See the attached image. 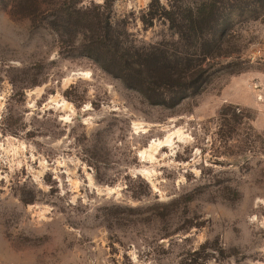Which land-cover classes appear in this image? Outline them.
Listing matches in <instances>:
<instances>
[{
	"label": "rangeland",
	"instance_id": "374dc122",
	"mask_svg": "<svg viewBox=\"0 0 264 264\" xmlns=\"http://www.w3.org/2000/svg\"><path fill=\"white\" fill-rule=\"evenodd\" d=\"M109 1L127 46L197 49L151 0ZM180 1L226 32L169 107L51 24L106 0H0V264H264V0Z\"/></svg>",
	"mask_w": 264,
	"mask_h": 264
},
{
	"label": "trees",
	"instance_id": "16d2710c",
	"mask_svg": "<svg viewBox=\"0 0 264 264\" xmlns=\"http://www.w3.org/2000/svg\"><path fill=\"white\" fill-rule=\"evenodd\" d=\"M109 5L106 0L100 7L61 9L51 24L58 29L80 30L85 36L86 53L151 103L174 107L207 88L215 68L209 62L220 57L216 50L226 32L224 28L217 31L213 25L219 13L215 2L199 7L191 1L185 5V1L174 0L167 6L161 0H151L148 16L144 15L145 22L158 16L167 20L175 34L194 42L195 52L127 46L112 21Z\"/></svg>",
	"mask_w": 264,
	"mask_h": 264
},
{
	"label": "crops",
	"instance_id": "0c3cea01",
	"mask_svg": "<svg viewBox=\"0 0 264 264\" xmlns=\"http://www.w3.org/2000/svg\"><path fill=\"white\" fill-rule=\"evenodd\" d=\"M243 95H244L243 93H242V94H239L238 97H239L240 99H243ZM237 103L241 104V103H243V102H242L241 100H238Z\"/></svg>",
	"mask_w": 264,
	"mask_h": 264
},
{
	"label": "built area",
	"instance_id": "2783aa9c",
	"mask_svg": "<svg viewBox=\"0 0 264 264\" xmlns=\"http://www.w3.org/2000/svg\"><path fill=\"white\" fill-rule=\"evenodd\" d=\"M257 84V83H256ZM256 86V88H258L259 87V84H257V85H255Z\"/></svg>",
	"mask_w": 264,
	"mask_h": 264
}]
</instances>
